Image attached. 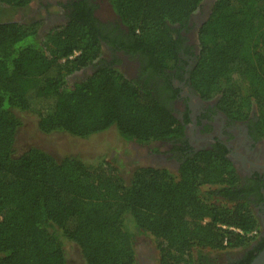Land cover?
Here are the masks:
<instances>
[{"label": "trees", "instance_id": "trees-1", "mask_svg": "<svg viewBox=\"0 0 264 264\" xmlns=\"http://www.w3.org/2000/svg\"><path fill=\"white\" fill-rule=\"evenodd\" d=\"M107 2L128 30L113 46L139 56L143 82L104 61L100 41H110L84 0L42 34V20L0 22V264H65L64 241L78 247L84 264H136L139 234L155 243L158 264H202L256 236L246 201L215 199L230 184V165L218 154L199 152L176 175L140 166L126 182L114 164L16 151L17 111L36 114L40 132L81 139L111 127L140 145L179 135L163 86L149 85L177 66L180 31L202 0ZM196 45L194 88L203 98L218 96L230 116L245 118L254 104L264 135V0H214Z\"/></svg>", "mask_w": 264, "mask_h": 264}, {"label": "flooded vegetation", "instance_id": "flooded-vegetation-1", "mask_svg": "<svg viewBox=\"0 0 264 264\" xmlns=\"http://www.w3.org/2000/svg\"><path fill=\"white\" fill-rule=\"evenodd\" d=\"M79 1L33 0L30 4L39 3L37 9L41 10L43 15L42 18L35 20H42L41 29H44L68 21L73 3ZM84 1L91 8L92 16L101 22L103 33L108 36L107 40L110 43L103 40L100 42L103 52L108 53L109 61H116L113 66L126 69L131 74L129 78L140 79L143 82L146 74L141 71L139 56L126 54L119 47L113 46L117 40L128 38L127 28L120 24L106 0ZM102 4L108 6V18L99 17L97 14L100 12L99 8L104 6ZM210 10L211 5L205 9L202 3L190 16L180 31L183 42L177 66L173 69H164L161 76L155 75L149 85L163 86L162 95L166 107L178 121L179 135L141 145L127 142L133 149L137 146L146 150L139 156L151 162L146 165L166 169L173 175L179 173L184 160L199 152L218 154L227 160L230 166L225 177L231 185L225 184L229 186L228 190L224 191L225 195L217 196L215 199L227 202L233 197L234 201H246L250 212L257 220L258 231L251 232L256 236L246 246L210 253L202 264H249L264 249V135L254 104L250 106L245 118L230 116L219 105L218 96L203 98L190 81L189 73L198 52L197 30L208 17ZM97 66L98 64L89 65L75 72L74 79L96 69ZM157 91L159 92L158 89ZM148 254L152 256V260H146L144 254H136L135 250L136 264H158L159 253L155 243L150 246Z\"/></svg>", "mask_w": 264, "mask_h": 264}, {"label": "rangeland", "instance_id": "rangeland-1", "mask_svg": "<svg viewBox=\"0 0 264 264\" xmlns=\"http://www.w3.org/2000/svg\"><path fill=\"white\" fill-rule=\"evenodd\" d=\"M42 1L40 0V2ZM213 1L202 0L204 8L207 9ZM38 6L39 3L34 4V2L18 9L0 6V22L31 21L42 18L43 12L37 9ZM99 9L98 16L108 18V6L104 5ZM44 29L40 30V34L43 33ZM102 58L105 62L109 61L107 51L103 52ZM119 68L125 76L130 77L131 74L126 69L121 66ZM69 79H74V75L70 76ZM15 115L20 121L15 139L16 151H23L34 147L51 154L57 160L66 156L75 157L86 162L114 164L126 182H128L129 176L138 167L151 163L139 157L142 153L146 152L145 149L138 148L137 146L133 149V146H129L128 142L123 141L117 136L113 127L93 134L88 138L81 139L72 137L65 132H40L37 128V116L32 112L17 111ZM63 245L66 257L65 264H84L79 249L75 244L64 241ZM152 245H154V242L148 235H135L136 254H144L146 260H152V256L148 254Z\"/></svg>", "mask_w": 264, "mask_h": 264}, {"label": "water", "instance_id": "water-1", "mask_svg": "<svg viewBox=\"0 0 264 264\" xmlns=\"http://www.w3.org/2000/svg\"><path fill=\"white\" fill-rule=\"evenodd\" d=\"M249 264H264V249Z\"/></svg>", "mask_w": 264, "mask_h": 264}]
</instances>
